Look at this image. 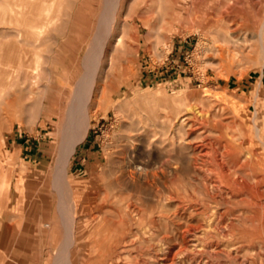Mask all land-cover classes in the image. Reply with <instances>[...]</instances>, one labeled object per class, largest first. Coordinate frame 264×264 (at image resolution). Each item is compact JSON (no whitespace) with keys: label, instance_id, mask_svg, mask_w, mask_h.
<instances>
[{"label":"rangeland","instance_id":"rangeland-1","mask_svg":"<svg viewBox=\"0 0 264 264\" xmlns=\"http://www.w3.org/2000/svg\"><path fill=\"white\" fill-rule=\"evenodd\" d=\"M178 1L174 10L171 0H0L1 261L15 250L13 264H87V252L92 264H188L182 254L170 262L174 224L162 214L172 216L175 202L162 198L202 183L178 163L186 150L167 116L182 94L200 118L225 103L223 130L247 127L264 152V1L237 10L248 22L232 23L226 37L221 22L208 23L224 0ZM17 137L30 150L20 152ZM136 165L146 169L119 204L145 210L143 219L110 222L107 247L90 250L98 235L80 239L82 208Z\"/></svg>","mask_w":264,"mask_h":264},{"label":"bare ground","instance_id":"bare-ground-1","mask_svg":"<svg viewBox=\"0 0 264 264\" xmlns=\"http://www.w3.org/2000/svg\"><path fill=\"white\" fill-rule=\"evenodd\" d=\"M178 4V0H171L170 7L175 10ZM257 4L258 2L254 0H224L220 11L215 13L216 17L208 23L221 22L222 27L226 29L225 37L231 36L229 31L232 23L239 22L244 25L248 22V18L245 16L238 19L236 11L244 10L246 6L255 9ZM50 22L53 23L54 20L50 19ZM121 37L118 39L119 42H121ZM223 47L220 46L217 51L225 59L226 49ZM37 82L38 75H34L30 82V92H35L34 86H37ZM206 93L209 95V90ZM110 97L113 98V94ZM194 109V106L187 102V96L182 94L178 103L171 106V113L168 112L167 116L170 126H177L180 133L181 149L186 150V156L181 155L178 163L182 168L187 163L193 169L195 176H200L202 183V188L193 186L186 189L184 193L170 190L168 196L162 198V202L164 200H174L175 202L172 216L167 213L162 214L164 218L171 219L174 224L172 232L175 239L173 245L175 252L170 257V262L173 263L175 256L182 254L181 261H186L188 264H214V259L219 260L222 257H226L234 264H256L257 259H260L261 264H264V152L258 149L247 127L243 126L238 135L232 136H228L223 130V127L226 126L222 120L223 113L226 110L232 112L225 103L219 105L216 112L210 114L212 116L209 118H200L202 111L197 113L194 112ZM231 121L237 122V119L233 116ZM87 132L88 124L81 132H77L72 137L75 148L77 143L85 138ZM212 132H214L213 136ZM171 143L175 144L174 138ZM66 146L68 145L65 144L64 147L67 148ZM63 150L65 149L63 148ZM69 154L72 153L69 152ZM121 158L124 157L121 156ZM145 169L146 167L143 165H136L134 169L124 170L122 175L117 177V185L114 186L111 194L107 193L99 201H97L96 195L93 199L94 206L82 208L83 215H80L81 219L77 230L80 239L84 240L93 234L98 235L95 241L90 242V250L100 252V249L107 247L109 242L105 241L107 236L103 232L106 229L105 226L110 222H117L118 225L127 227L143 219L145 210L138 209L130 201L122 208L119 202L123 189H128L129 185L135 186ZM63 170L61 172L66 175ZM65 170L67 171V166ZM80 194L79 192L78 197ZM73 202L77 207L76 197ZM85 216L87 219H84ZM88 220L91 221L89 229L86 226ZM34 230L36 231V229ZM80 244L81 246L86 245L83 242ZM247 249L255 250L251 257L247 255ZM11 251L6 252V255L3 254L4 258L9 260H0V264H13L11 261L14 260L13 252L15 250ZM242 251L244 253L240 255ZM87 254L89 258L87 264H92L91 252H87ZM21 264L24 263L21 262ZM109 264H113V262ZM215 264H222V262L216 261Z\"/></svg>","mask_w":264,"mask_h":264},{"label":"crops","instance_id":"crops-1","mask_svg":"<svg viewBox=\"0 0 264 264\" xmlns=\"http://www.w3.org/2000/svg\"><path fill=\"white\" fill-rule=\"evenodd\" d=\"M15 140V143L17 146H19L20 152L23 151V153L27 150H30L31 143L29 142V139H18Z\"/></svg>","mask_w":264,"mask_h":264}]
</instances>
